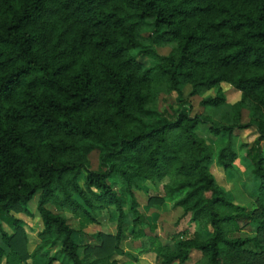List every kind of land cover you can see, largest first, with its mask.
Masks as SVG:
<instances>
[{
	"label": "trees",
	"instance_id": "obj_1",
	"mask_svg": "<svg viewBox=\"0 0 264 264\" xmlns=\"http://www.w3.org/2000/svg\"><path fill=\"white\" fill-rule=\"evenodd\" d=\"M223 84L240 98L217 126ZM186 87L189 97L214 91L200 102L212 111L192 115ZM162 93L176 94L175 107L157 111ZM201 125L223 144L214 150ZM248 129L249 149L238 142ZM260 143L264 0H0V264H120L111 258L127 235L146 239L160 264H185L193 253L195 264H264ZM239 149L255 183L249 208L211 173L216 164L238 177ZM140 183L162 184L148 208L174 201L196 229L171 234V245L155 225L148 236L133 192ZM35 197L42 229L29 253L15 215L32 217ZM110 223L114 234H85Z\"/></svg>",
	"mask_w": 264,
	"mask_h": 264
},
{
	"label": "rangeland",
	"instance_id": "obj_2",
	"mask_svg": "<svg viewBox=\"0 0 264 264\" xmlns=\"http://www.w3.org/2000/svg\"><path fill=\"white\" fill-rule=\"evenodd\" d=\"M145 44L148 43L145 41ZM169 52L168 48L158 49L160 55H166ZM146 64L147 61L143 60ZM222 89L225 92V105L215 109L212 112V120L217 126L224 125L231 121L229 106L237 102L240 98V93L234 90L232 87H229L225 84L222 85ZM189 87L184 88L183 94L189 102L192 112L191 114H208L212 111L211 108L203 109L200 106V102L205 97H213L214 91L206 92L202 97H189ZM176 104V94L172 93L166 95L164 93L159 94L156 100L155 108L157 111H162L168 109L169 106L175 107ZM248 121L247 111L243 112L242 122L246 123ZM197 134L202 137L206 142L212 145L213 149L220 147L223 142L220 136L210 134L207 132V126L201 125L198 128ZM256 139V134L254 129H248L242 131L239 135L238 142L247 144V149H249L254 140ZM223 140V139H222ZM224 141V140H223ZM260 146L264 149V144L260 143ZM241 157L235 162V166L239 170V176L232 172L226 174L220 169L216 164L211 166V173L216 178L217 183L221 186L227 193H231L235 198L236 203L249 208L252 207L255 200V183L253 182L250 175L251 165L247 160H243L244 149L238 150ZM90 163L92 169H97L98 166V154L93 152L90 157ZM134 195L137 199L138 209L145 217V222L142 226L144 232L150 236L149 233V224L156 226V231L154 234L158 236L159 241L163 245H171L170 235L175 232H180L188 230L192 233L196 229V225H192L189 222V217L182 218V211L180 208L174 206V201L166 200L165 205L161 207L148 208L147 200L151 196H163L162 184H150V183H140L137 189L133 190ZM37 197H35L29 204V211L31 212L32 217H27L23 214L15 215L16 218L22 220L25 223V229L28 236V251L32 252L33 248L37 244V234L42 229V224L40 222L37 210H36ZM126 212L128 207H125ZM70 215L68 214V217ZM131 219L130 214L128 215ZM3 228L10 232L9 228L6 225H3ZM98 232L105 234H114L115 233V224L110 223L103 227L89 226L85 230L87 236H95ZM253 232L250 230H245L242 233V236H251ZM94 239H88L83 237L84 243H92ZM148 241L137 240L133 241L130 235H127L126 240L124 241L122 250L120 253L115 252L112 255L113 260H118L120 264H160L159 261L155 258L149 250ZM55 250L49 252L50 255H53ZM200 259L199 254L193 253L190 260L185 264H195ZM53 264H61L58 261H55Z\"/></svg>",
	"mask_w": 264,
	"mask_h": 264
}]
</instances>
